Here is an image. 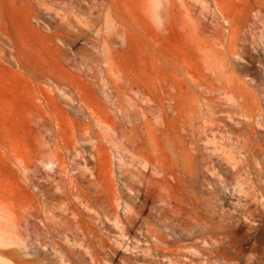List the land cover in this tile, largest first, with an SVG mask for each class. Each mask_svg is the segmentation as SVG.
I'll list each match as a JSON object with an SVG mask.
<instances>
[{"label": "rangeland", "instance_id": "1", "mask_svg": "<svg viewBox=\"0 0 264 264\" xmlns=\"http://www.w3.org/2000/svg\"><path fill=\"white\" fill-rule=\"evenodd\" d=\"M0 264H264V0H0Z\"/></svg>", "mask_w": 264, "mask_h": 264}, {"label": "bare ground", "instance_id": "2", "mask_svg": "<svg viewBox=\"0 0 264 264\" xmlns=\"http://www.w3.org/2000/svg\"><path fill=\"white\" fill-rule=\"evenodd\" d=\"M11 240V239H10Z\"/></svg>", "mask_w": 264, "mask_h": 264}]
</instances>
